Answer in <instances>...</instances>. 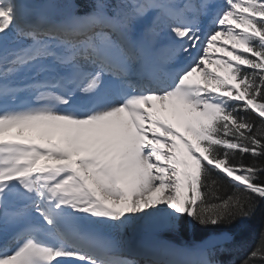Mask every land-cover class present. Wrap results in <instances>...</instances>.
Here are the masks:
<instances>
[{
  "label": "snow or ice",
  "instance_id": "6c2138e0",
  "mask_svg": "<svg viewBox=\"0 0 264 264\" xmlns=\"http://www.w3.org/2000/svg\"><path fill=\"white\" fill-rule=\"evenodd\" d=\"M262 203L264 0H0V264H225Z\"/></svg>",
  "mask_w": 264,
  "mask_h": 264
},
{
  "label": "trees",
  "instance_id": "16d2710c",
  "mask_svg": "<svg viewBox=\"0 0 264 264\" xmlns=\"http://www.w3.org/2000/svg\"><path fill=\"white\" fill-rule=\"evenodd\" d=\"M73 3L83 4L84 0H74ZM230 189V186H228ZM219 195H224V192L218 193ZM227 194H231L230 190ZM264 206V203H262ZM180 231L178 233L180 239L183 241H200L207 234L215 229L208 227L205 228L195 222L189 220L187 217H181L180 220ZM227 231L235 233V241L239 245L238 251H233L231 253H226L220 257V259L225 261V264H229L231 261H237L242 258L248 251L255 247L262 236H264V215L260 212L250 218V219H237L231 225L223 226ZM259 264V262H258Z\"/></svg>",
  "mask_w": 264,
  "mask_h": 264
},
{
  "label": "rangeland",
  "instance_id": "374dc122",
  "mask_svg": "<svg viewBox=\"0 0 264 264\" xmlns=\"http://www.w3.org/2000/svg\"><path fill=\"white\" fill-rule=\"evenodd\" d=\"M44 162L45 161L43 159H41L40 163H44ZM132 223L130 222L127 226L122 228V230L128 229V226L130 225L129 230H128V231H130V233H128V235L125 236L124 240L125 239L131 240L132 237L138 235L137 233L135 234V232H134V231H136L137 228L141 231L148 232V233H154L153 231L156 230L153 228V226L151 225V223L148 220L143 221V219H142V221L141 220L137 221V219H136V220L132 221ZM179 224H180V222H179ZM178 229H179V227L176 229H163V230H157V231H159V233H164V234L169 233L170 234V233H172V231L173 232L178 231ZM173 238H174V236H173ZM171 241H173V240H171ZM173 242H176V241H173ZM176 243H179V242H176Z\"/></svg>",
  "mask_w": 264,
  "mask_h": 264
},
{
  "label": "bare ground",
  "instance_id": "6f19581e",
  "mask_svg": "<svg viewBox=\"0 0 264 264\" xmlns=\"http://www.w3.org/2000/svg\"><path fill=\"white\" fill-rule=\"evenodd\" d=\"M194 76H195L196 79H199V74H198V73L195 74ZM17 131H18V128H13V129H11V130H6V131L4 132V134H3V135H4V138H6V139H10V138H18V137H15V135H14ZM25 134L27 135L28 133L26 132ZM139 220L142 221V219H137V221H139ZM143 221H146V219H143ZM131 223H132V222H131ZM132 224H133V223H132ZM129 227H130V225L128 226V229H125V230L120 229V234H121V238H122V239H124L125 236L128 235V233H130V231H128V230H129ZM151 227H152V226H151ZM143 237L149 238V235H143ZM133 238L136 239V240H138V239L140 238V236H139V235H136V236H134ZM128 241H130V240H128ZM130 242H131V241H130ZM144 243H145V242H144ZM179 243H180V242H179ZM130 244H131V243H130ZM141 244H143V243H141L140 241H137V242L134 243V245L136 246V249L139 248V246H140ZM180 244H182V243H180ZM125 248H129V247H125ZM138 259H139V261L146 260L145 258H141V257H139ZM138 264H139V262H138Z\"/></svg>",
  "mask_w": 264,
  "mask_h": 264
},
{
  "label": "water",
  "instance_id": "95a60500",
  "mask_svg": "<svg viewBox=\"0 0 264 264\" xmlns=\"http://www.w3.org/2000/svg\"><path fill=\"white\" fill-rule=\"evenodd\" d=\"M230 234H231L232 236H234L233 233L230 232Z\"/></svg>",
  "mask_w": 264,
  "mask_h": 264
}]
</instances>
